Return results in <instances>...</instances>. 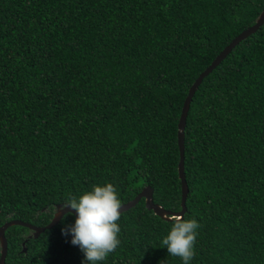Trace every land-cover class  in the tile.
Segmentation results:
<instances>
[{
	"label": "trees",
	"instance_id": "16d2710c",
	"mask_svg": "<svg viewBox=\"0 0 264 264\" xmlns=\"http://www.w3.org/2000/svg\"><path fill=\"white\" fill-rule=\"evenodd\" d=\"M264 0H0V226L42 227L56 205L111 183L180 210L177 121L188 87ZM189 264H264V23L196 87L183 127ZM66 214L36 237L3 235V264H90ZM96 264H183L161 243L171 219L143 198Z\"/></svg>",
	"mask_w": 264,
	"mask_h": 264
},
{
	"label": "clouds",
	"instance_id": "9594fccd",
	"mask_svg": "<svg viewBox=\"0 0 264 264\" xmlns=\"http://www.w3.org/2000/svg\"><path fill=\"white\" fill-rule=\"evenodd\" d=\"M121 206L116 189L111 183L94 185L92 191L85 192L79 199L71 197L61 209L56 208L54 216L64 212V208L72 210L60 215L63 222L66 214L75 212V222L62 227L61 234L71 235L70 243L79 247L86 261L96 264L104 261L120 244L118 234L121 230L117 221L121 216ZM170 219L171 229L161 243L167 248L169 255L181 258L183 264H189L195 256L197 229L201 225L195 219L184 220L181 216Z\"/></svg>",
	"mask_w": 264,
	"mask_h": 264
},
{
	"label": "water",
	"instance_id": "95a60500",
	"mask_svg": "<svg viewBox=\"0 0 264 264\" xmlns=\"http://www.w3.org/2000/svg\"><path fill=\"white\" fill-rule=\"evenodd\" d=\"M264 23V7L258 14L257 18L255 19L254 23L251 26H248L247 28L240 31L236 36H234L230 42L225 45L222 50L219 51V53L211 60L209 65L201 71L197 77L193 80L191 85L188 87L186 95L184 96L180 113L177 121V132H176V143H177V149H178V162H177V176L180 183V210L177 212H168L163 210L159 205L154 204L152 202V191L148 186L143 187L131 200L122 203L120 212L125 211L126 209L132 207L137 203V201L140 198H143L144 201V207L146 209H149L153 212V214L160 216L164 219L169 220L171 217L174 216H181L183 215L185 211L184 206V200L187 192V187L184 179V173H183V127L185 123V117L186 112L188 109L189 102L191 100V97L193 95V92L195 91L196 87L199 85L201 79L206 76L224 57L225 55L241 40L245 39L248 35L253 33L260 25ZM64 206V205H63ZM63 206L56 205L55 209L58 210L61 209ZM72 211L67 208H64V212L60 213V215H63L64 213ZM74 217V221L77 218L75 212L73 211L71 213ZM54 216V213L52 217L50 218L49 222L45 224L42 227L34 226L26 222H22L20 220H9L4 222L0 226V264H3L5 254H6V240L3 235L4 230L11 225H20L28 228L31 231V234L29 236L36 237L40 232H42L44 229H49L53 227L61 218V216Z\"/></svg>",
	"mask_w": 264,
	"mask_h": 264
}]
</instances>
